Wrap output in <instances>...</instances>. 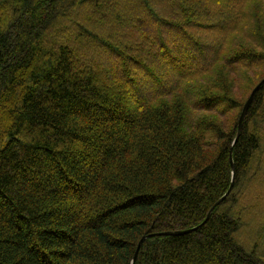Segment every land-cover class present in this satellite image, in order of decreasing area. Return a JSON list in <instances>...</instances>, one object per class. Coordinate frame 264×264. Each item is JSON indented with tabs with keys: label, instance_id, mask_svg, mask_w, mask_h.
Segmentation results:
<instances>
[{
	"label": "trees",
	"instance_id": "obj_1",
	"mask_svg": "<svg viewBox=\"0 0 264 264\" xmlns=\"http://www.w3.org/2000/svg\"><path fill=\"white\" fill-rule=\"evenodd\" d=\"M257 79L264 0H0V264H264Z\"/></svg>",
	"mask_w": 264,
	"mask_h": 264
},
{
	"label": "rangeland",
	"instance_id": "obj_2",
	"mask_svg": "<svg viewBox=\"0 0 264 264\" xmlns=\"http://www.w3.org/2000/svg\"><path fill=\"white\" fill-rule=\"evenodd\" d=\"M137 11H138L137 7H131L130 9L131 14ZM123 13L124 12H122V14ZM128 17H130V15L126 13L124 15V21L125 24L127 25L131 23ZM134 70L136 73H138L137 77H140L142 75V73H139L136 68H134ZM252 78L254 79V76H252ZM141 80H145V76L142 75ZM260 81L261 79H257L254 83L250 82L247 85V82L243 80L244 86L245 85L247 86L245 87V89L239 88L238 92H236V96H239L240 99L245 101L248 97L251 96L254 89L261 83ZM241 89L243 90L241 91ZM232 115L233 113L225 116L224 119L229 118V120L231 121ZM260 128H263V133H264V123L263 125L261 124L260 126L258 124L252 125V130L254 132L258 133ZM259 170H260V178H261L260 184L255 189L252 190V184L249 183V185L243 189L240 195V201L244 200L242 204L245 205L246 207V214L245 217L243 218V220L246 221V225L237 234L236 239L247 251L252 250L257 242L262 243V239L264 238V136H263V140H261V149L255 157V164H254V169L252 171V175L256 172H259ZM257 247L260 252L264 250L263 245Z\"/></svg>",
	"mask_w": 264,
	"mask_h": 264
},
{
	"label": "water",
	"instance_id": "obj_3",
	"mask_svg": "<svg viewBox=\"0 0 264 264\" xmlns=\"http://www.w3.org/2000/svg\"><path fill=\"white\" fill-rule=\"evenodd\" d=\"M263 84H264V81H262V82H261V83H260L255 89H254V91L252 92V94H251L249 100L247 101V103H246V105H245V107H244V109H243V111H242L241 117H240V119H239L238 135H237L236 140L234 141V144H233V147H232V151H231V166H232V169H233V180H234V178H235V171H234L235 167H234V161H233V148H234V146L236 145V143H237V141H238V139H239V137H240V135H241V133H242L243 125H244V122H245V119H246L247 113H248V111H249V108H250V106H251V104H252V102H253V99H254L255 95L257 94V92L259 91V89L261 88V86H262ZM231 191H232V187L230 188V190L228 191V193H227L222 199H220V200L217 202V204L215 205V207H216V206H219L222 202H224V201L227 199V197L230 195ZM215 207H213V209H212L211 212L209 213V215H208V219L210 218V216H211V214H212V212H213V210H214ZM208 219H207V220H208ZM193 230H195V229H191V230H188V231H185V232L164 233V234H162V235H167V236H171V235H183V234L190 233V232L193 231ZM148 238H149V237H144V238L141 240L140 245H139V247H138V249H137V252H136V254H135V256H134V258H133V260H132V264H135L136 259H137L138 254H139V251H140V248H141L143 242H144L146 239H148Z\"/></svg>",
	"mask_w": 264,
	"mask_h": 264
}]
</instances>
